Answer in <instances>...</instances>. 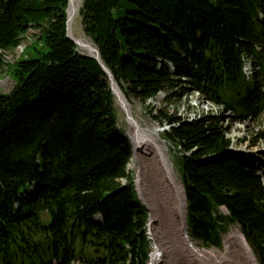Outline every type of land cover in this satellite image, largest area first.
<instances>
[{"label":"trees","instance_id":"trees-1","mask_svg":"<svg viewBox=\"0 0 264 264\" xmlns=\"http://www.w3.org/2000/svg\"><path fill=\"white\" fill-rule=\"evenodd\" d=\"M68 3L0 0V73L15 82L0 95V264H147L132 145L107 73L67 36ZM79 14L127 99L195 92L222 106L154 120L179 154L191 238L220 249L238 227L264 264V163L232 149L223 117L264 114V0H83ZM30 30L42 49L6 64Z\"/></svg>","mask_w":264,"mask_h":264},{"label":"bare ground","instance_id":"bare-ground-1","mask_svg":"<svg viewBox=\"0 0 264 264\" xmlns=\"http://www.w3.org/2000/svg\"><path fill=\"white\" fill-rule=\"evenodd\" d=\"M82 1L74 0L69 10L72 19L70 35L86 46L87 50L94 52L95 47L83 39L76 38L72 30ZM116 90L122 101L121 106L132 115L125 95L118 87ZM129 120L132 129L130 140L134 150L146 153L144 156L138 152L140 170L137 188L151 216L149 230L156 245L151 264H259L239 230H234L225 237L223 250L219 253L201 251L189 244L185 222V190L175 170L169 147L161 140L159 130L145 129L132 117H129Z\"/></svg>","mask_w":264,"mask_h":264},{"label":"rangeland","instance_id":"rangeland-1","mask_svg":"<svg viewBox=\"0 0 264 264\" xmlns=\"http://www.w3.org/2000/svg\"><path fill=\"white\" fill-rule=\"evenodd\" d=\"M72 30L76 38L83 39L84 41L90 43L93 46L91 41L87 38V36L84 33L80 14L73 22ZM37 36H38L37 30H30L23 37V40L18 46V48H16L13 51L3 53V59L5 60V63L8 65H13L19 59L24 60L28 57L32 58L36 54L35 49H39V50L42 49V47L38 44L35 46V49L32 47L29 48L32 45V43H36ZM81 50L86 51L83 48H81ZM245 71L248 76H251L253 67H250V64L248 63ZM14 86H15V82L13 79V75L11 72L7 71V66L5 65L3 71L0 73V95L10 93L13 90ZM169 94L171 93L168 91L162 92L155 99H152L147 103L136 101L134 99H127V97L125 96L132 109L131 117L134 118L136 121H138L140 125L145 129H151V130L160 129L159 130L160 138L163 142H164L163 140L164 131L168 130L167 128L168 125L159 124L154 120V116H156L160 110L167 112L169 115H174L177 119H191V120H193L196 117H201L205 115H210V114L216 115L219 114L221 111V108L204 102L203 99L200 96H198V94L195 92H190L186 97H182L178 99L172 98L171 100H167L166 98L168 97ZM115 106L117 108V113L119 116V124L121 128L126 132L129 142L132 145L133 157L130 158L129 160L128 169L129 172L132 173L133 179L136 180V186H137V180L139 177V170H140L138 167L139 164L138 152L144 154V151L142 152V150H138V149L134 150V146L130 140V133L132 131L130 120L127 114L120 106L119 101L117 99L115 101ZM223 117L225 120V126L229 128L228 136L229 138H231L233 142V150L237 152L252 154L256 158H259L262 163H264V140H260L257 137L258 133L264 131V114L258 120H246L240 122L234 121V118L229 113L227 114L224 113ZM165 143L169 147L171 159L175 165V170L180 180L182 181V177L180 175V165L178 163L179 154L171 143L169 142H165ZM145 154L144 156H146ZM234 230H239L241 232V230L238 227L233 228L231 232H233ZM186 232L188 234V230H186ZM147 234L148 236H150L151 235L150 231H148ZM149 238L152 246L150 257L153 258V253L154 250L156 249V245L153 242L152 237L150 236ZM190 240L191 239L188 240L189 244L195 246L201 251L205 250V251H212L215 253H219L222 252L223 250V247L220 249H215V248L204 249L200 247V244H198V242L194 240L191 241ZM149 264H151V260L149 261Z\"/></svg>","mask_w":264,"mask_h":264},{"label":"water","instance_id":"water-1","mask_svg":"<svg viewBox=\"0 0 264 264\" xmlns=\"http://www.w3.org/2000/svg\"><path fill=\"white\" fill-rule=\"evenodd\" d=\"M73 1L74 0H69V3H68V8H67V24H66V27H67V36L68 38L73 41L77 46H79L80 48H83L85 49L89 55L93 56L95 59H97L99 61V63L102 65L103 69L105 70V72L107 73L108 75V78H109V81H110V86H111V90L113 92V94L115 95V98L117 100H119V104L121 106V103L122 101L120 100L119 96H118V92L116 90V88L119 86L117 85V83L114 81L113 79V76L112 74L108 71V69L103 65L102 61H101V58H100V53H99V50L97 48H95V50H93L94 52H91L90 50H87V48H85L86 46H83L79 41H76L75 38H73L71 35H70V32H71V24H72V19L69 15V10L70 8L72 7L73 5ZM120 89V88H119ZM121 90V89H120ZM122 109L124 110V112L127 114L128 118L131 117V114L129 115V113L123 108V106H121ZM136 185V183H135ZM136 191L138 193V190H137V187H136ZM139 195V193H138ZM185 197H186V193H185ZM139 199L140 201L143 203V201L141 200L140 196H139ZM149 220H150V217H149ZM185 221H186V224L188 225V211H187V198H186V211H185Z\"/></svg>","mask_w":264,"mask_h":264}]
</instances>
